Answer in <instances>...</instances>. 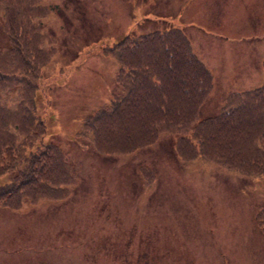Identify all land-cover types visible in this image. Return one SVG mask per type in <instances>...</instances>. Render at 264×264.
I'll use <instances>...</instances> for the list:
<instances>
[{
    "label": "rangeland",
    "instance_id": "obj_1",
    "mask_svg": "<svg viewBox=\"0 0 264 264\" xmlns=\"http://www.w3.org/2000/svg\"><path fill=\"white\" fill-rule=\"evenodd\" d=\"M55 48L38 94L49 141L79 177L67 200L0 207V264H264V176L185 163L164 135L135 154L103 153L80 135L115 85L106 51L125 37L182 30L214 76L199 111L264 84V0H48ZM0 8V48L9 47ZM107 104V103H106ZM32 249L33 251H27ZM36 251V253L34 252ZM91 262V263H90Z\"/></svg>",
    "mask_w": 264,
    "mask_h": 264
},
{
    "label": "trees",
    "instance_id": "obj_2",
    "mask_svg": "<svg viewBox=\"0 0 264 264\" xmlns=\"http://www.w3.org/2000/svg\"><path fill=\"white\" fill-rule=\"evenodd\" d=\"M43 0H0L9 47L0 48V207L62 199L76 174L49 142L38 94L53 51L41 24ZM119 71L110 102L87 116L80 135L103 153L134 154L174 138L184 162L212 161L241 174L264 173V84L229 93L217 117L199 111L214 77L184 32H166L114 45ZM264 232V206L257 216Z\"/></svg>",
    "mask_w": 264,
    "mask_h": 264
}]
</instances>
